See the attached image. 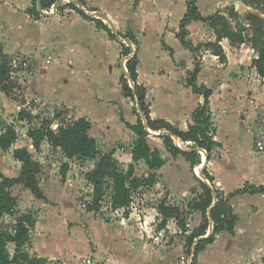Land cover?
<instances>
[{
  "label": "crops",
  "instance_id": "obj_1",
  "mask_svg": "<svg viewBox=\"0 0 264 264\" xmlns=\"http://www.w3.org/2000/svg\"><path fill=\"white\" fill-rule=\"evenodd\" d=\"M68 1L64 0L60 5L64 7L58 8L56 15L50 17L41 15L36 18L31 12L34 0H0V36L6 33L21 34L26 23L32 21L43 24L44 18L49 22L41 29L44 34L42 40L49 42L55 36L65 37L66 44L54 51L48 65V76L51 80L62 79V82L55 86L57 89H53L54 91L49 87L41 89L39 94L33 92L32 98L37 105L36 114L40 113L41 109H46L44 113L52 119L51 126L54 129L58 128L63 120L70 122L86 117L91 122L88 133L95 139L99 154L114 151V156L122 166H127L133 162L131 151L136 140V134L128 124L137 123L138 117L134 108H138V104L122 93L120 85L122 73L116 67L120 54L119 48L116 47L117 41L112 40L104 28L98 27L95 22L67 7ZM85 1L87 4L90 3L92 6L90 8L105 10L103 12L108 14L115 26L120 18L118 8L128 2L127 0ZM97 3H100V6ZM198 8L202 15H209L201 11L199 1ZM47 9L49 8L44 10L48 11ZM50 10L48 12H52L53 9ZM198 23L206 25L202 21H192L187 26L188 37H190L189 29ZM212 35L211 41L216 39L214 32ZM38 38L39 33L36 32L29 36L30 41ZM195 40L196 38L189 41L196 46ZM224 41L229 45L228 40ZM162 46L164 49L160 58L154 59L155 56L150 54L151 65L145 71L143 70L146 60L144 52L141 51L138 55V81L147 88L151 116L165 119L180 129L186 130L189 124L194 123L193 112L199 104L204 102L203 95L193 92L187 85L188 72L194 68L196 57L198 61L199 58L198 55L195 57L190 49L184 47L177 36L172 43L163 40ZM243 46L246 44L240 47L229 45L233 51H229V48L224 46L227 55L225 63L220 62L218 56L212 53L203 54L200 59L202 62L199 61L201 70L198 74V84H205L213 91L210 97V108L212 120L216 126L214 139L219 143L213 148L211 158L205 166L214 180L212 182L207 180L205 183L209 185L213 183L215 188L224 192L225 195L240 188L245 182L264 185V151L260 153L255 151L252 133L258 106L264 103V77L260 76L252 66L254 51L248 47L254 55L250 59L245 58L241 48ZM180 50L186 52L189 62L180 58ZM148 54L146 56H150ZM207 61L213 64L209 65ZM111 78L113 83L109 81ZM25 87L27 93L31 91L28 82L26 86L24 85ZM180 89L187 92L190 100L186 101L180 97ZM19 122L22 125L27 124V121ZM155 132L157 134L153 136L163 140L159 137V132ZM25 137L26 139L22 142L18 138L9 151L0 149V156L5 152L8 154L11 152L12 155L13 148L27 147L34 159L43 164L40 186L46 199L37 198L23 184H15L9 189L11 194L19 200L14 213L15 218L23 212L33 214L30 244L26 248L29 259L42 260L44 264H77L79 258L94 253L103 260L104 264H170L172 262V258L176 255L173 251H169L164 240L160 239L162 231H167L168 225L164 229H157L156 240H151L153 224L161 215L158 206L153 208L158 210L154 218L146 214L145 211L148 209L146 206L141 210L143 217L131 212L126 217H120L115 213L125 210L118 209L114 210L116 211L112 214L114 218L110 220L101 210L93 212L86 209L84 199L79 195L80 189L85 185L92 186L84 180V172L94 168L99 154L95 158L70 159L65 157L60 148L52 147L47 140L38 152L27 133ZM155 147L160 150L166 163L171 160L172 162L180 161L182 165L192 168L191 163L182 155L173 156L169 153L165 145ZM53 157L55 160L51 159ZM73 162L79 163L76 166L81 170L82 180H70ZM63 163L69 164L65 175H62L60 170ZM166 163L156 171L160 173V178L164 169L167 168ZM0 164H2L0 174L6 177H17L21 171V163L14 158L13 169L7 170L4 163ZM135 166L137 176L148 175L151 172L144 160L138 161ZM196 166L192 168L194 171H197ZM1 179L0 177V181ZM179 181L180 176L176 180H166L168 183L166 187L165 180H158L153 186L145 188L143 196L151 195L153 200H158L164 193V197L168 196L173 205L172 197L175 189L180 191V197L188 196L185 192L189 190V185L188 188L179 187ZM191 187L195 189L196 186ZM151 191L155 192L150 194ZM250 195L264 196V193H246L231 199V203L235 201L232 205L239 217L235 233L225 231L232 237L238 233L241 221L237 202ZM262 229L264 231V227ZM215 243L214 240V243L209 245L217 246ZM9 245L13 246L11 251L13 253L15 245L13 243ZM206 249L207 246L202 253L210 251Z\"/></svg>",
  "mask_w": 264,
  "mask_h": 264
},
{
  "label": "trees",
  "instance_id": "obj_2",
  "mask_svg": "<svg viewBox=\"0 0 264 264\" xmlns=\"http://www.w3.org/2000/svg\"><path fill=\"white\" fill-rule=\"evenodd\" d=\"M56 1L43 0V8H51ZM79 1L83 3V6H87L85 0ZM198 1H187V10L180 20L179 31L176 35L181 44L190 49L196 57L197 46L187 40V26L194 20L202 21L214 30L216 39L210 44L214 47L212 54L218 56L220 62L225 63L227 61V55L222 45L224 40H228L233 47L247 44L255 53L252 66L255 67L260 76L264 77V0H239L249 10L241 12L235 5H230L226 6L224 10H219L207 16L202 15L199 11ZM66 6L76 10L84 18L95 22L98 27H102L109 32V37L112 40L120 42L118 36L112 33V30L103 20L88 16L75 4L68 3ZM63 7L60 6L59 9ZM89 10L98 11L97 8H90ZM31 12L36 18L41 16L36 6L33 7ZM118 35L122 36L120 32ZM123 37L129 38L131 42L138 45V39L133 31L129 30ZM121 44L123 46L121 55L129 56L126 63L127 72H123L120 76L121 90L124 96L135 100L138 104V108H134L138 121L135 125L128 124L135 132L136 140L131 151L133 162L127 168H124L114 156V151L99 154L95 139L88 133L91 122L86 117H80L70 122L63 120L60 126L54 129L51 126L52 119L48 115H43L40 118V123L34 125L33 120L37 118L33 113L34 103L30 104L31 106L28 108L24 106L26 102L22 96L21 85L13 75L14 62L2 47H0V91L8 98L23 105L18 112L17 120L27 121L30 125L27 136L32 140L36 151L39 152L42 144L47 140L52 147L60 148L65 157L70 159L95 158L99 154L94 168L84 172L85 179L92 186L90 199H84L88 211L99 212L103 207V203L109 202L112 210L124 209V213L128 215L134 193L140 188L156 184L159 178L156 171L166 163V159L162 156L160 150L157 147H151L148 141L150 133L147 126L152 131L159 132V137L163 139L169 153L173 156L182 155L191 163L192 168L201 164L202 154L199 149H203L208 159H210L213 148L218 146L219 143L214 139L216 126L212 120L210 108V97L213 91L205 84H198L201 65L197 57L194 68L188 72L187 85L192 88L193 92L203 95L204 102L199 104L192 114L194 123L189 124L188 129L183 130L165 119L151 116V109L147 101V88L138 81V53L132 54L130 46L122 42ZM163 45L166 46L164 42ZM143 118L146 119L147 125L144 123ZM165 131L169 133L166 134ZM171 134L175 135L177 139L172 137ZM17 139L16 126L13 123L9 124L0 133V149L9 151ZM12 156L21 163V171L17 177H6L0 174L2 178L0 181V264H44L42 260L29 259L26 253V248L30 242L32 213L23 212L18 214L15 222L9 228L4 227L2 224L4 216H13L19 204L18 198L13 196L9 190L13 185L23 184L37 198L46 199L40 186V174L43 171V164L34 159L27 147L13 148ZM140 160H144L151 170L148 175H135V164ZM68 167V163L62 164L60 169L62 175L66 174ZM203 174L208 177L210 182L214 180L206 167L203 169ZM200 183L202 192L195 198L192 205L195 210L201 211L203 219L200 225L193 230L189 229L188 222L179 207L167 203L165 199L158 206L163 219L159 222L157 229L166 228L169 219L174 218L179 229L187 238L189 253L195 239L207 234L210 220L214 222V231L211 236L198 241L195 245L192 264H198L199 253L208 244L214 242L217 233L221 231L235 233V226L239 217L231 203L233 197L246 193H264V185H255L249 182H245L243 186L227 195L216 189L213 183L209 185L202 180H200ZM213 190L217 193L218 201L211 207L214 200ZM210 207L211 209H209ZM10 243L15 245L13 253L9 249ZM262 262L264 263V255Z\"/></svg>",
  "mask_w": 264,
  "mask_h": 264
},
{
  "label": "rangeland",
  "instance_id": "obj_3",
  "mask_svg": "<svg viewBox=\"0 0 264 264\" xmlns=\"http://www.w3.org/2000/svg\"><path fill=\"white\" fill-rule=\"evenodd\" d=\"M36 1L37 0H34V7H37V3H35ZM127 1L128 2L122 7L118 8L117 11L119 12L118 14L120 15L121 19L119 18L117 20L118 22L116 24V31L117 33L120 32L122 34V36L118 38L120 42H116V47H118L120 51L116 67H118L120 73L127 72L126 63L129 58V56L121 55V50L123 48L121 42L125 43L127 46H131L132 54L137 52L138 55H140L141 51L144 52L146 60L143 70H147L151 65L149 58L151 57L150 54L152 53V55L155 56L154 59L160 58L162 50L164 49L162 46V41L165 40L166 42L172 43L173 39L176 37V33L179 31L180 20L186 12L188 0ZM97 5L100 6V3H97ZM230 5H235L236 8L241 12L249 10V8L239 0H199V7L205 14H212L219 10H224L226 6ZM90 7H92L90 3L87 4V6L84 7V12L88 16L97 18L96 11H90ZM50 9H52V6L47 10L51 11ZM98 10L105 11L101 8H98ZM42 22L43 24L32 21L30 23H26L21 34L6 33L5 35L0 36V47L4 49V52L7 53L14 62L13 75L21 85L22 96L26 102L24 106L27 108L31 106L30 104L34 103V99L32 98L33 92L39 94L41 93V89H47L49 87H51L52 90H56L57 88L55 86L62 82V79H54L53 81L51 80V78L48 76V65L50 64V60L52 59L54 51L60 47H63L64 44H66V40L65 37L62 36H55V38L53 37V39L49 42L42 40V36H44V34L41 32V29L46 27L49 21L43 18ZM104 22L109 26L106 21ZM202 24L203 23H198L197 25H193L191 29H189L190 37L187 36V39L189 38L188 41L196 38V54L198 55L200 62H202L200 59H202L203 54L212 53L214 47L210 44V42L215 41L210 40V38L213 37V28L207 24V26H203ZM109 28L111 29L110 26ZM130 29L134 31L136 37L138 38V45L131 41H127L126 38L123 37V35L127 34ZM34 32L37 34L39 33V38L35 39L34 41H30L29 36H31ZM107 34L109 36V32H107ZM222 45L229 48V51H233V49L229 47L230 44L228 45L226 41H223ZM248 47L249 46L246 44V46L241 48L244 52V57L250 59L254 54L252 51L248 50ZM147 54L150 56H146ZM179 56L185 62H189L185 51L180 50ZM207 64L212 65L213 62L207 61ZM39 67L44 68L40 69ZM208 70L211 71L210 68ZM109 81L110 83H113L112 78L109 79ZM27 82L31 87V91L28 93L26 87L24 88V85L26 86ZM52 85H54V87H52ZM179 93L180 97H182L184 100H190L186 91L180 89ZM22 106L23 105L20 102L8 98L3 92L0 93V133L3 132V130L9 124L13 123L16 126L18 138L21 142L26 139L25 135L29 128L28 123L26 125H22V123L17 120L18 112ZM36 106V104L33 106V113L37 117L33 120L34 125H38L40 123V118L45 115L44 112L46 111V109H41L40 113L36 114ZM69 120H71L70 117ZM221 125L223 127V123ZM148 140L152 147H164L163 140L157 138L156 136L154 137L152 134L149 135ZM51 159L55 160V157ZM202 159L203 154L201 155V164H198L196 168L199 165H202ZM0 160V163H4L3 165L5 166V169H13V157L11 152H9V154L6 152L3 153L0 156ZM78 164L79 163L77 162L72 163L73 172L70 180L83 179L81 176V170L78 168V166H76ZM1 166L2 164H0V168ZM166 166L167 168L164 169V172L161 174V178L160 173H158V180H165L166 187L168 186L166 180H176V178L179 176V187L188 188L189 185V190L185 192L188 195L187 197H180V191L175 189L172 198L174 199L173 205L179 207L183 211L184 217L188 222L189 229L193 230L195 227L200 225L203 218L201 211L195 210L192 204L195 198L199 195L196 191L202 192L200 180L207 182L208 177L205 174L200 175V173L194 171V169L190 168V166L182 165L180 161L172 162L171 160L166 163ZM127 167L128 165L124 166V168ZM139 171V173H141L140 168ZM181 180H183V182H181ZM193 184L196 186L195 189L191 187L194 186ZM145 188H140L134 193L133 203L130 207L131 213H137L143 217L141 210H143V207L147 206L148 209L145 211L146 214L152 215V218H154L153 216L158 210L156 211L153 208L160 205L161 201L163 200L162 198L167 200L168 203L171 202L172 205V200H170L168 196L164 197V193L158 200H153V196L151 195L144 197L143 193ZM91 189L92 187H89V185H85L83 188H81L79 194L80 198L89 200L90 198L88 196L91 195ZM154 192L155 191H151L150 194ZM234 202L235 201L232 203ZM237 203L239 206L238 211L241 215L238 233L233 237L231 234L225 231L217 233L215 236L217 246H214V244H208L206 251H210L207 253H199L198 264H264L262 262V257L264 255V231H262V228L264 227V196H246ZM102 206L103 207L101 211L103 212L104 216L109 220L114 218L112 214H114L116 211L109 207V202H104ZM115 214H118L120 217H126V214L122 210L119 211V213L117 211ZM14 219V215H5L2 220L3 226L6 228L11 227L14 223ZM162 219L163 216L159 215L153 224L152 241L156 240L155 238L157 235L158 224ZM223 232H225V234H223ZM160 239L164 240L165 246H168V250L173 251L176 255L172 258L173 260L170 264H187L188 258L190 256V253L187 249V238L179 229L177 221L174 218L169 219L168 229L167 231H162V236ZM214 248H216V250ZM9 249L10 251H13V246L9 245ZM211 260L212 262H210Z\"/></svg>",
  "mask_w": 264,
  "mask_h": 264
},
{
  "label": "water",
  "instance_id": "obj_4",
  "mask_svg": "<svg viewBox=\"0 0 264 264\" xmlns=\"http://www.w3.org/2000/svg\"><path fill=\"white\" fill-rule=\"evenodd\" d=\"M63 2H64V0H57L52 6V9H53L52 12H48V11L44 10V8H43V0H37V10L43 16H46V17L54 16V15H56L59 6L62 5ZM69 3L75 4L81 10L85 11L83 3L81 1H79V0H69ZM96 17L101 19V20H103V21H106L109 24V26L111 27L112 33L117 35L118 38L120 37L118 35L117 31H116L115 23L108 16V14L106 12L96 11ZM126 40L130 41L129 38H126ZM143 121L147 125L146 119L143 118ZM147 130L152 135H156L157 134L155 131H152L150 128H148V126H147ZM164 133L167 134L169 132L165 131ZM171 136L174 137L175 139H177V137L175 135L171 134ZM199 151L202 152L203 154H205V156H206L205 161L203 162V167H202V169L200 171V175H202L203 174V169H204V167L206 166V164L208 162V157L206 155V152L203 149H199ZM213 199L214 200H213V204L211 205V207L214 206L216 204V202L218 201L217 193H216L215 190H213ZM211 207L209 209H211ZM213 231H214V222L212 220H210V225H209L207 234H205L203 236H200V237L195 239L194 245H193V247L191 249L190 256H189L188 261H187V264H192V261H193V258H194V253H195V245L198 243V241L208 238L209 236H211ZM28 244H30V243H28Z\"/></svg>",
  "mask_w": 264,
  "mask_h": 264
},
{
  "label": "built area",
  "instance_id": "obj_5",
  "mask_svg": "<svg viewBox=\"0 0 264 264\" xmlns=\"http://www.w3.org/2000/svg\"><path fill=\"white\" fill-rule=\"evenodd\" d=\"M125 67V65H124ZM126 70V67H125ZM254 149L257 153L264 151V103L257 109V115L252 128ZM85 206V204H84ZM77 264H104L94 253L78 259Z\"/></svg>",
  "mask_w": 264,
  "mask_h": 264
},
{
  "label": "bare ground",
  "instance_id": "obj_6",
  "mask_svg": "<svg viewBox=\"0 0 264 264\" xmlns=\"http://www.w3.org/2000/svg\"><path fill=\"white\" fill-rule=\"evenodd\" d=\"M205 158H206V156H205V154H203L202 165H199V166L197 167V172H198V173H200V170H201V168L203 167V162L205 161Z\"/></svg>",
  "mask_w": 264,
  "mask_h": 264
}]
</instances>
